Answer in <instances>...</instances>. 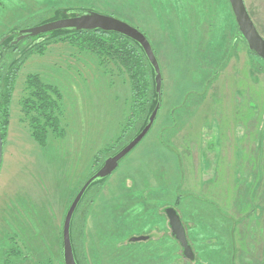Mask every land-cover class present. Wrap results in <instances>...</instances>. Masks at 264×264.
<instances>
[{"label": "rangeland", "instance_id": "rangeland-1", "mask_svg": "<svg viewBox=\"0 0 264 264\" xmlns=\"http://www.w3.org/2000/svg\"><path fill=\"white\" fill-rule=\"evenodd\" d=\"M243 1L264 38V0ZM81 6L133 12L162 74L152 128L76 212L81 264H264V61L248 50L229 1L0 0V39ZM56 35L33 37L21 53ZM34 51L44 54L21 67L2 141L0 264H63L70 202L128 142L118 147L128 81L109 80L87 52L64 41ZM29 72L62 94L60 127L48 129L45 146L32 138L21 108ZM174 202L193 261L171 235L164 209ZM140 235L149 238L130 242ZM14 246L18 255H6Z\"/></svg>", "mask_w": 264, "mask_h": 264}, {"label": "trees", "instance_id": "trees-1", "mask_svg": "<svg viewBox=\"0 0 264 264\" xmlns=\"http://www.w3.org/2000/svg\"><path fill=\"white\" fill-rule=\"evenodd\" d=\"M78 8L83 9L82 6ZM78 8L73 9L75 14L77 10H80ZM108 12L109 13L106 14L114 15L112 13H116L119 14V16L126 17L130 21L129 23L139 28L136 21V16L133 14V12L129 13L126 10L120 11V9H116L115 11L108 10ZM43 20L38 21V24L42 23ZM139 29L146 35L144 30L141 28ZM53 33L57 35L49 40L37 42L36 44L34 43L35 45L33 44L34 46L32 48L23 53L21 52L26 47L25 45L23 46V43L26 42L28 44L33 38H26L20 41L17 45H10L8 42H10L13 38V36H11L9 37L10 39L8 38V41L6 40L0 45V133L2 136V141L4 142L6 137V128L8 124L9 107L12 99V93L14 91L21 67L25 63L26 59H28L27 57L31 56L32 54H44L32 52L33 50H35L34 52L43 50L51 42L57 43L64 41L70 45H73L78 50L87 52V54L90 55L89 60L92 63L95 62L98 67L103 68V71L106 76H108L109 80L112 81L111 78L114 75H117L122 77L123 81H128L129 97L127 101L129 105V113L126 116L125 126L123 130H121L117 142L118 147L122 146L123 143L121 142L129 141V139H131L133 135L135 136L137 132L143 127L149 112L156 102L153 70L142 49L133 40L115 32H105L101 30L49 32V34ZM252 54L255 55L254 53ZM113 66L115 68H113ZM24 84V95L20 100L22 112L28 117V124L31 128L32 138L40 146H45L48 129L50 128L52 132L57 134L56 132L60 127V101L62 94L57 87L49 82H46L39 72L27 73ZM56 136L59 137V134ZM104 180L93 183L87 189L79 205L77 206L71 221L70 237L75 258L78 264H81V262L79 260L80 257L77 254V246L74 243V240L76 241V239H74L72 233L74 229L73 225L75 223V215L87 193L92 188L100 186ZM176 202L173 204L174 208L177 207ZM195 207L197 209V206H194V208ZM78 220L81 221V217H78ZM174 241L177 243L176 240ZM8 251H10V254ZM5 252L6 255H13L16 257L18 255V248L14 246L5 250Z\"/></svg>", "mask_w": 264, "mask_h": 264}, {"label": "water", "instance_id": "water-1", "mask_svg": "<svg viewBox=\"0 0 264 264\" xmlns=\"http://www.w3.org/2000/svg\"><path fill=\"white\" fill-rule=\"evenodd\" d=\"M228 1L234 14L238 31L242 35L248 50L264 61V38L259 34L253 21L251 20L244 1ZM85 30L115 32L133 40L140 46L153 70L156 102L149 112L145 124L137 132V134L118 151L108 156L103 161L102 165L86 179L70 202L62 225L63 264H78L72 247L70 225L75 210L83 198L85 192L93 183L107 179V177H109L117 169L119 162L144 139L155 122L161 104L162 74L160 65L149 39L141 30L115 16L99 13L93 10H77L76 14L74 15L44 21L32 27L16 30L15 35L13 33H9L0 39L1 45L9 37L13 36V39L9 42V44L17 45L20 41L26 38H33L53 31ZM2 147L3 142L0 133V164L2 160ZM164 213L168 220L171 235L179 244L183 256L188 260L193 261L194 253L186 237L185 227L181 221L180 215L175 210V208L171 206L166 207L164 209ZM148 238V235L132 236L130 238V242L145 241Z\"/></svg>", "mask_w": 264, "mask_h": 264}]
</instances>
